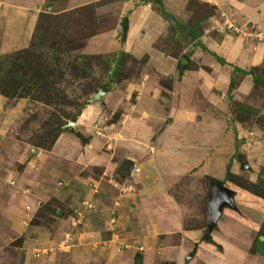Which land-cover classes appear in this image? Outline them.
<instances>
[{"label":"rangeland","instance_id":"1","mask_svg":"<svg viewBox=\"0 0 264 264\" xmlns=\"http://www.w3.org/2000/svg\"><path fill=\"white\" fill-rule=\"evenodd\" d=\"M126 1L94 0L72 5L68 0H43L28 6L33 13L30 38L23 46L0 52V264H42L37 255L49 257L48 264H63L64 257L51 247V240L56 243L66 233V242L74 243L80 232L99 223L100 216L106 222L105 237L117 230L134 234L127 225L116 223L108 205L106 212L97 209L101 199L81 192L84 171L77 150L88 143L95 156L97 152L103 154L100 158L92 157L97 164L95 171H101L102 176L92 170L91 183L99 189L109 184L119 191L132 184L130 168L150 155L147 159H153V155L159 160L176 146L171 134L173 127L177 128L176 138L197 143L198 149L190 154L198 156V168L205 172L206 180L195 175L182 179L177 186L191 181L194 186L201 185L203 188L197 190L200 193L196 196L201 202L203 195L206 202L193 209L185 226H205L208 206L204 189L208 190L211 182L247 191L258 203H264V54L259 63L249 68L252 75L232 71L223 89L213 86L204 93L202 75L206 71L209 77L211 74L202 59L206 50H196L202 45L201 32L209 29L202 16L207 5L188 1L190 14L183 21L175 19L185 26L178 27L172 21L168 34L146 46L158 51L157 55L176 61L175 76L168 74L166 67L157 69L164 61L148 59L147 54L137 57L115 49L116 43H105L106 38L114 37L116 42L120 26L116 25L121 24L119 18ZM155 8L159 11L160 6ZM112 29L116 30L115 36ZM222 31L231 38L243 32L240 35L248 48L252 46H248L249 41L257 44L262 40L260 30L253 31L249 24L243 29L230 26L207 32L216 41ZM122 40L118 39L121 43ZM184 70L196 72L195 88L189 89L180 82ZM98 89L106 94L91 102ZM173 92L174 97H184L186 108H181L182 113L193 116L182 129L177 122L183 125L185 120H177L181 111L178 106L167 110L174 99ZM137 101H143L148 108L154 107L153 101H159L171 120L161 124L162 136L157 129H149L147 140L132 145L137 161L108 155L110 150L122 146L118 137L109 135V131L98 138L93 137L94 133L111 122L137 115ZM83 108L87 114L79 118ZM188 126L193 133L185 134ZM166 130L170 132L165 133ZM63 147L70 149L68 156L61 155ZM63 174L66 181L62 180ZM183 202L188 210L194 200L186 197ZM2 206L7 209L5 214L9 212L11 222L2 220ZM122 217L127 218L125 214ZM213 228L216 229L215 225ZM210 235H206L205 241L214 244ZM249 238L248 252L264 256V221ZM48 243L50 254L46 249ZM261 255L258 259H264Z\"/></svg>","mask_w":264,"mask_h":264},{"label":"crops","instance_id":"2","mask_svg":"<svg viewBox=\"0 0 264 264\" xmlns=\"http://www.w3.org/2000/svg\"><path fill=\"white\" fill-rule=\"evenodd\" d=\"M2 1L0 3V52L8 51L13 47L18 48L23 46L26 40L28 41L33 31V13L29 11L28 6L33 7L43 0H19L23 3L13 0ZM92 1L94 0H68L72 5L86 4ZM160 1L164 11L176 20H182L190 14L187 8L188 1L204 2L207 9L202 16L210 31L220 27L229 29L230 26L243 29L247 24L252 25L253 31L260 30L262 40L257 44L249 41L248 46H252L248 48L246 44H243V36L240 35L243 32H240L239 36L235 35L232 36L235 38H231L230 34L222 31L216 36L215 41L212 40V35L208 34V30L203 29L201 32L203 37L201 44L203 46L200 45V48L195 49L196 51L206 50L202 59L206 60V69L211 74L209 77L208 71H206V74L202 75L203 84H201V88L203 92H207L213 86L223 89L231 72H239L235 68L248 70L257 62L259 63L260 58H262L264 54V0ZM137 2L127 0L123 14H120L119 19L120 21L125 20V24L118 23L116 28L119 25H124V35L119 33L116 36V42L115 37L106 38L105 43L108 40L110 43H116L115 49L121 48L122 51H129L137 57L147 54L148 59L150 57L154 61H164L165 63L160 67L158 66L157 69L166 67L169 69L168 74L176 76V61L174 59L169 56L163 58L157 55L158 51L146 47L156 38L168 34L173 22L165 19L160 10H156L157 4L152 0ZM110 32L113 36L116 35L115 29ZM120 38L123 39L122 43L118 41ZM205 38L206 41L204 42ZM218 57L222 59V62L218 60ZM195 73V71L186 73L184 70L181 73L183 79L180 82L189 89L190 87L195 88L197 85ZM105 94L104 91L102 95ZM174 96L175 92H173L172 98L174 99H172L173 103L171 102L170 107L165 105L167 110L172 111V107L175 106H178L179 110L186 108L184 97ZM138 100L140 101V99ZM188 100L186 99V101ZM139 101L135 105L137 115L131 116L132 118L130 117L128 120L123 118L119 122H111L94 133L93 137L97 138L106 134V131L110 132L109 135L118 137L122 146L110 150L108 155H114V157L121 155L137 161L138 158L134 159L132 145L139 144V141H144V139L147 140L150 134L149 129H157L158 135L162 136L163 131L161 130L164 126L161 124L169 123L170 113L165 112L166 108L160 106L159 101H153L155 108H148L146 105L144 106L143 101L142 103ZM86 114L87 109L83 108L78 117L82 118ZM145 115L146 118H143L142 116ZM176 117L177 120H185L183 125L177 122L180 129L186 126V120L193 118L189 113L184 115L182 110ZM72 124L74 125L75 122ZM153 125L156 128H150ZM176 130L177 128L173 127L171 131L176 146L172 147L171 151H168L166 156L159 160L153 155V159H147L151 158L150 155L141 164L130 168L129 176L132 186L130 185V188L127 186L122 191L109 184H105V189H99L97 185L91 183V174H94L91 173L92 170H94L95 175L102 176L101 171H95V167H97L95 158L103 156L102 152H100L101 155L97 152L95 156L90 143L77 150L79 157L81 156L79 158L82 162L80 168L82 172L84 171L82 180L85 184H81L83 189L81 192L93 194L96 198L101 199V205L97 209L102 208L106 212L108 205L109 209L111 208L114 212L116 223L120 222L127 225L134 234L126 235V231L117 230L105 237L103 231H107L106 222L99 215L100 217L97 219L99 223L92 226L94 230L88 226L89 230L80 232L78 240L74 243L68 244L66 242V233L56 243L51 240V247L54 246L57 254L64 257L63 264H134L136 255L140 264H264V259H258L261 254L249 253L247 250L250 233L255 232L258 225L264 221V203H258L259 201L250 197L251 195L247 191L231 189L234 208L223 207L214 224L216 229L213 226L208 233L211 234L212 237L210 238L215 245L202 239L204 227L197 228L184 225L185 221L190 220L189 216L194 212L193 209L196 210L206 200L202 195L203 199L200 202L199 195L196 196L200 193L197 190L203 188L201 185L194 186L192 181L191 184L189 182L185 186H177V184L182 179L195 175L202 176L206 180V174L198 168L201 165L198 156L190 154V151L198 149L197 143L193 142V145L192 142L189 143L185 139L176 138L174 136L177 134ZM186 130L190 132L186 131L185 134L193 133L192 127L188 126ZM164 132L168 133L170 130ZM91 141L94 144V139ZM69 151L70 149L63 147L60 153L63 156H68ZM129 167L127 165L128 170ZM185 169L187 172L183 171ZM63 175L62 180L66 181L67 178L65 174ZM125 177L124 174L122 179ZM69 185L72 186L71 181H69ZM204 194L207 197L206 206H208L207 188L204 189ZM186 197H191L194 200L188 210L183 202ZM6 210L2 206V217H4L2 220L8 223L11 220L8 219L9 212L4 213ZM123 214L127 216L125 220L122 217ZM221 216H224V219L221 220ZM10 224L16 225L17 223ZM46 247H48L46 249H48L49 254L52 253L50 244ZM261 257L264 256L261 255ZM48 258L44 255H37V260H42V264H48L50 262ZM34 259L36 261V258Z\"/></svg>","mask_w":264,"mask_h":264},{"label":"water","instance_id":"3","mask_svg":"<svg viewBox=\"0 0 264 264\" xmlns=\"http://www.w3.org/2000/svg\"><path fill=\"white\" fill-rule=\"evenodd\" d=\"M119 33L124 35V25L119 26ZM103 93V90L98 89L91 101L100 98ZM70 124L72 125V122ZM225 206L234 208L232 190L217 182H211L208 188V214L203 228V236L208 235L218 219L221 209Z\"/></svg>","mask_w":264,"mask_h":264},{"label":"trees","instance_id":"4","mask_svg":"<svg viewBox=\"0 0 264 264\" xmlns=\"http://www.w3.org/2000/svg\"><path fill=\"white\" fill-rule=\"evenodd\" d=\"M153 2H155L156 4H158L160 6V13L162 14V16H164L165 18L169 19L170 21H173L178 27H183L185 25H182L181 23H179L178 21L175 20V18L168 14L166 11H164V9L162 8V5H161V1L160 0H152ZM121 24H125V20H122L121 21ZM190 33H193L192 29L191 28H188L187 29ZM193 35V34H192ZM219 58V57H218ZM217 58V59H218ZM220 62H222V59H218ZM235 70L243 73V74H250L252 75V70L251 69H248V70H240L238 68H235ZM255 78L257 79V76H255ZM217 183L221 184V182H218ZM204 240H208V236H204L203 237ZM134 264H140L139 260H138V256L136 255L135 256V261H134Z\"/></svg>","mask_w":264,"mask_h":264}]
</instances>
